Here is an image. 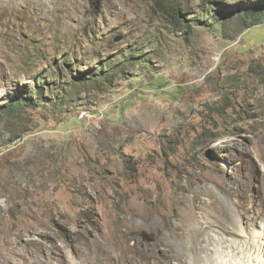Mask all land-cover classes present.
Here are the masks:
<instances>
[{
    "label": "rangeland",
    "instance_id": "rangeland-1",
    "mask_svg": "<svg viewBox=\"0 0 264 264\" xmlns=\"http://www.w3.org/2000/svg\"><path fill=\"white\" fill-rule=\"evenodd\" d=\"M237 180L264 219V0H0V241L100 264L127 211L157 239L140 200L181 224Z\"/></svg>",
    "mask_w": 264,
    "mask_h": 264
},
{
    "label": "bare ground",
    "instance_id": "bare-ground-1",
    "mask_svg": "<svg viewBox=\"0 0 264 264\" xmlns=\"http://www.w3.org/2000/svg\"><path fill=\"white\" fill-rule=\"evenodd\" d=\"M214 182L224 196L212 195L208 202L202 200L208 206H201L200 217L194 213L182 214V223L172 224L165 207L158 210V217L145 200H140L135 214L140 220L158 226L156 240L143 246L135 239L130 245L128 242L135 236L136 223L133 225L127 211L113 219L108 232L92 238L86 247L79 249V260L91 256L100 264H264V219L260 218L259 207L246 205L245 181L237 180L232 186ZM198 197L202 198V194L199 193ZM230 200L235 210L230 208ZM244 218L253 225H259V237L254 238L249 231H244L241 225ZM57 250L56 246L54 251L50 249L46 257L55 259L54 255H58L62 260L64 256ZM52 253L54 255H50ZM34 256L35 263L47 264L46 258L38 251ZM34 256L31 252L17 250V246L9 241H0V264H29V259Z\"/></svg>",
    "mask_w": 264,
    "mask_h": 264
},
{
    "label": "trees",
    "instance_id": "trees-1",
    "mask_svg": "<svg viewBox=\"0 0 264 264\" xmlns=\"http://www.w3.org/2000/svg\"><path fill=\"white\" fill-rule=\"evenodd\" d=\"M252 10V11H257V8H255V6H250L249 9H247V11Z\"/></svg>",
    "mask_w": 264,
    "mask_h": 264
}]
</instances>
